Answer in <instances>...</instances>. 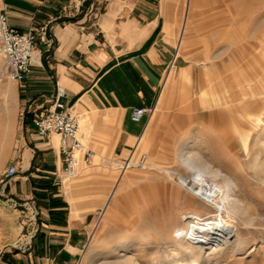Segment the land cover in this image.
Here are the masks:
<instances>
[{
	"label": "rangeland",
	"instance_id": "obj_1",
	"mask_svg": "<svg viewBox=\"0 0 264 264\" xmlns=\"http://www.w3.org/2000/svg\"><path fill=\"white\" fill-rule=\"evenodd\" d=\"M165 1L177 58L162 75L140 145L122 155L94 149L91 164L81 161L75 177L60 175L63 197L79 202L80 212L92 220L74 264H117L126 253L135 264H172L168 258L179 253L186 222L214 214L195 200L191 210L189 194L176 184L179 177L195 174L191 165L196 163L208 165L209 173L219 171L218 177L206 173V179L220 188L221 176H230L243 202L228 217L238 243L224 253L205 252L210 261L200 264H264V148L259 146L264 138V0H189L187 9L188 0ZM3 5L0 0V9ZM23 116L15 99H0V180L22 155ZM7 128L12 134L2 152ZM130 154L133 160L145 154V167L118 177ZM185 156L195 162L185 163ZM97 164L106 168L81 176V166ZM16 176L0 185V195ZM37 225L38 214L24 225L22 236L30 235L31 243ZM124 240L141 242L128 251L110 250Z\"/></svg>",
	"mask_w": 264,
	"mask_h": 264
},
{
	"label": "crops",
	"instance_id": "obj_2",
	"mask_svg": "<svg viewBox=\"0 0 264 264\" xmlns=\"http://www.w3.org/2000/svg\"><path fill=\"white\" fill-rule=\"evenodd\" d=\"M3 1L10 25L20 32L34 28L36 43L31 75L22 83L0 86V99H15L24 114L19 132L23 150L16 167L21 175L0 195V264H74L89 234L91 215L80 212L79 202L63 197L58 187L62 173L58 137H38L32 120L52 109L57 85L65 92L62 101L80 121L81 139L93 153L98 149L122 155L138 141L140 145L150 114L137 122L131 114L135 108L154 106L162 75L177 58L168 2ZM188 5L189 0L186 9ZM11 134L7 128L2 152L7 151ZM95 166H81V176L106 168ZM116 194L117 198L119 191ZM37 214L35 238L18 249L26 241L24 225Z\"/></svg>",
	"mask_w": 264,
	"mask_h": 264
},
{
	"label": "built area",
	"instance_id": "obj_3",
	"mask_svg": "<svg viewBox=\"0 0 264 264\" xmlns=\"http://www.w3.org/2000/svg\"><path fill=\"white\" fill-rule=\"evenodd\" d=\"M36 43V30L28 29L20 32L10 25L7 7L0 9V84L22 83L32 73V60ZM65 92L56 85V95L49 109L44 115L32 120L35 134L40 138H48L56 135L59 140V152L61 158V171L67 178L71 179L77 175L80 162L91 164L94 153L86 147L81 139L80 121L77 116L70 113L62 101ZM151 109L135 108L131 119L140 121L144 114ZM146 155L141 154L138 159L133 160L130 154L120 165V172L131 168L145 167ZM16 166L10 165L3 173L0 185L16 176ZM26 241L18 245V249H25L31 243L32 237L27 235ZM66 264V263H65Z\"/></svg>",
	"mask_w": 264,
	"mask_h": 264
},
{
	"label": "bare ground",
	"instance_id": "obj_4",
	"mask_svg": "<svg viewBox=\"0 0 264 264\" xmlns=\"http://www.w3.org/2000/svg\"><path fill=\"white\" fill-rule=\"evenodd\" d=\"M138 143L139 141L137 145ZM259 146L260 148H264V138L260 140ZM182 160L185 163L194 161L191 160L189 156L183 157ZM259 161L260 158L257 156L254 164L255 167L259 168L261 166L260 164L262 163ZM191 166L194 168L195 174L192 177H179L176 184L179 189L189 194L188 198L192 200L191 204H189L191 210L194 209L193 201L195 200L213 210L214 214L205 220L193 218L186 222L185 230L178 237L180 251L171 258H168L172 261V264H200L202 261L207 263L210 261L208 254L224 253L228 247L238 243L236 240L237 230L228 218L230 209L238 211L239 209L241 210L240 207L243 205V202L237 194V186L234 181L230 176L225 174L221 176L223 178V188H220L214 182H210L206 179V173L217 177L220 176L218 170L217 172L215 171V173H209V166L207 165V167L206 164L201 165L196 163ZM147 167L152 168L149 165H147ZM126 171L120 172L118 177H122ZM150 241L151 240L146 239L145 242L148 243ZM140 242L141 240H134L132 242L124 240L118 245H111L109 248L119 253V250L123 249L128 251L131 246H134V244L138 245ZM205 252H208V254L204 255ZM126 254L119 256L120 260L117 264H135L133 259Z\"/></svg>",
	"mask_w": 264,
	"mask_h": 264
}]
</instances>
